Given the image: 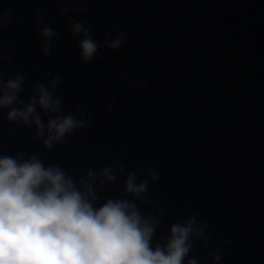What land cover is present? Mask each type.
I'll list each match as a JSON object with an SVG mask.
<instances>
[{
    "label": "water",
    "instance_id": "obj_1",
    "mask_svg": "<svg viewBox=\"0 0 264 264\" xmlns=\"http://www.w3.org/2000/svg\"><path fill=\"white\" fill-rule=\"evenodd\" d=\"M59 4L0 0V14L14 12L0 28V80L24 74L26 103L35 83L62 75L61 110L85 126L49 149L47 128L37 136L34 123L9 121L10 109L0 108V156L36 155L78 187L89 171L111 167L114 183L88 180L94 207L132 199L124 186L135 172L137 184L149 182L139 210L160 219L153 247L166 243L173 223L195 215L197 227L210 224V239L193 238L184 264H217V255L218 264H264V0H86V10L68 13ZM73 18L91 25L101 44L92 62L80 59ZM49 25L59 35L45 55L40 30ZM121 32L123 47H104Z\"/></svg>",
    "mask_w": 264,
    "mask_h": 264
},
{
    "label": "clouds",
    "instance_id": "obj_2",
    "mask_svg": "<svg viewBox=\"0 0 264 264\" xmlns=\"http://www.w3.org/2000/svg\"><path fill=\"white\" fill-rule=\"evenodd\" d=\"M67 5V6H66ZM78 5V6H76ZM87 9L86 0H60L62 13L80 12ZM11 8L0 14V28L13 22ZM37 20V26L42 24ZM73 38L79 40L80 59L92 62L100 51L101 44L93 38L91 25L69 19ZM44 37L43 53L50 54L52 37L59 33L51 26L40 30ZM111 36V33H108ZM126 33H118L114 39L104 40V47L118 50L124 45ZM45 77L48 73H43ZM27 77L18 73L6 82L0 80V108L10 109L9 121H19L31 127L34 123L37 136L49 133L44 144L51 148L54 142H62L73 129L85 126V121L65 115L61 110L62 98L55 95L63 77L57 74L49 85L37 82L33 95L25 103L19 94L24 91ZM51 89V90H49ZM23 104V109L13 107ZM37 107L48 117L47 125ZM109 109L114 104H109ZM50 113L56 114L54 117ZM121 167V171H123ZM153 180L158 179L152 168L148 169ZM103 177L104 182L114 183L116 176L111 167L100 174L89 171L79 181V187L59 166L45 167L38 156L25 159L0 156V264H184L193 249V238L207 240L203 222L197 227L196 216L177 220L169 229L166 243L152 245L153 236L160 224L155 212L147 216L139 210L136 201L148 203V180L136 183L137 174L130 172L124 192L132 199H108L94 207L97 197L88 180ZM163 213V208H161ZM217 264L220 256L214 257ZM187 264H197L196 258Z\"/></svg>",
    "mask_w": 264,
    "mask_h": 264
}]
</instances>
